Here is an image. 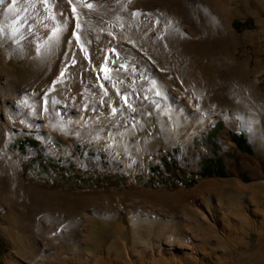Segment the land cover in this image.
<instances>
[{
	"label": "rangeland",
	"instance_id": "obj_1",
	"mask_svg": "<svg viewBox=\"0 0 264 264\" xmlns=\"http://www.w3.org/2000/svg\"><path fill=\"white\" fill-rule=\"evenodd\" d=\"M10 1L0 0V26L17 10L18 0ZM130 2L136 19L152 11L164 23L160 58L173 57L170 73L180 82L159 80L154 93L146 63L112 72L110 127L128 126L112 136L146 134L135 142L111 147L75 131L37 130L45 120L39 99L63 66L62 22L36 57L6 65L0 49V264H264V0ZM155 29L128 44L121 29L116 42L168 70L154 51ZM23 106L34 110L24 113ZM221 111L226 116L215 118ZM234 132L252 154L238 149ZM41 157L57 162L42 163L48 180L31 168ZM209 158H221L224 177L171 185V177L200 175ZM63 168L97 183L68 188ZM113 175L122 184L100 181ZM151 176L154 187L137 183Z\"/></svg>",
	"mask_w": 264,
	"mask_h": 264
},
{
	"label": "bare ground",
	"instance_id": "obj_2",
	"mask_svg": "<svg viewBox=\"0 0 264 264\" xmlns=\"http://www.w3.org/2000/svg\"><path fill=\"white\" fill-rule=\"evenodd\" d=\"M132 2L130 0H18L16 12L0 26V49L6 65H9L11 61L36 57L44 43L49 42L56 35L61 22L67 27L66 31L63 32L65 34L62 33L66 36L64 52L60 58V63L63 66L59 69L51 89L44 92V96L39 99L41 113L44 114L45 120L42 127H37L38 131L42 129L56 130L57 132L58 130L75 131L81 137L99 139L102 143L108 146L111 145V147L118 141L125 142L123 144L126 145L131 141L139 140L142 136H146L145 133L140 131L137 132L138 134L136 133L137 135L124 133V135L116 136L115 134L116 137L112 136L118 131H127L126 128L128 127L127 125V127L125 125L110 127L113 121L111 112L115 105L117 92V80L112 77V72L118 66L123 67L132 63L141 70L142 64L146 63L143 68L146 67V71L152 76L149 80V88L154 93L157 90L154 85H157L159 80H162L165 84L173 85V87H176L180 82H178L179 77L175 71L170 73L173 65L171 58L173 57L166 54L168 55L167 59L160 58L166 50L163 45L164 23L161 20L158 21L156 19L157 14L152 11L142 13L136 19L134 13L137 10L132 9ZM153 25L158 33L156 38L154 37L155 39L152 38L155 46L154 51L158 53L160 61L163 60V65L168 64V67H170L168 70L167 68L161 69L150 62H144L143 54L142 56L140 54L144 53L143 51L138 53V51H133V48L131 50L124 45L125 43H131L133 40H143L146 31ZM179 28H181L179 33L184 35V29ZM121 29L126 32V42L121 43L124 46L119 47L116 42V34ZM5 41L9 42L8 47L2 45ZM67 47L68 49H66ZM156 63L161 65L159 60ZM57 71L58 69L53 74L54 77ZM192 75L189 79L193 78ZM121 86L123 87V85ZM101 87L105 89L103 99H99V96L102 95ZM147 93L144 92L146 96L149 95ZM82 95L95 100L83 105L76 101ZM63 103L64 105H62ZM22 109L27 114L29 111L34 110V108L27 106H23ZM78 113L81 115L79 116ZM204 115L202 113L201 116L205 117L206 121H210L213 116L211 114L210 117ZM221 116L225 117L226 112L221 111L214 117ZM105 123L107 124L104 125ZM105 126L107 127L106 131L101 130ZM148 133H151V131ZM261 253L260 250L257 255Z\"/></svg>",
	"mask_w": 264,
	"mask_h": 264
},
{
	"label": "trees",
	"instance_id": "obj_3",
	"mask_svg": "<svg viewBox=\"0 0 264 264\" xmlns=\"http://www.w3.org/2000/svg\"><path fill=\"white\" fill-rule=\"evenodd\" d=\"M211 136V133L209 134L208 138ZM231 139L235 144L237 145L238 149L242 152L252 154V148L248 144L245 136L242 133L234 132L232 133ZM26 141V140H25ZM33 145H36L38 142L34 140H29ZM46 161L50 164H57V162L53 161L52 159H47L45 157H41L36 159L31 163V168H33V171L40 175L43 179H49L48 176V169L46 167H42V163ZM225 165L224 162L221 160V158H209L205 160L202 167V173L198 176L195 175H185L180 174L178 177H171L170 180L172 181L173 187H192L196 185L201 179L209 178L212 176H219L224 177L225 176ZM61 180L65 181L64 186L68 188H86L85 185H91L95 186L97 183V180L92 178L89 175H78L77 172L70 168H63L61 171ZM154 175V174H153ZM104 180V182L108 184H122L121 177L118 175L113 176H104L101 177L100 181ZM168 180V179H166ZM137 183L139 185H145L149 187H154V181L153 177L151 176L148 180L138 179ZM164 185V183H163ZM165 186L167 184L165 183ZM107 186H99V188H103ZM110 187V186H109Z\"/></svg>",
	"mask_w": 264,
	"mask_h": 264
},
{
	"label": "snow or ice",
	"instance_id": "obj_4",
	"mask_svg": "<svg viewBox=\"0 0 264 264\" xmlns=\"http://www.w3.org/2000/svg\"><path fill=\"white\" fill-rule=\"evenodd\" d=\"M89 7H91V5H89Z\"/></svg>",
	"mask_w": 264,
	"mask_h": 264
}]
</instances>
